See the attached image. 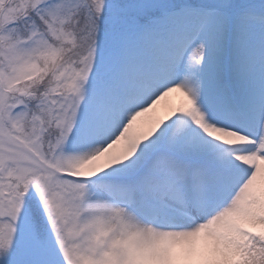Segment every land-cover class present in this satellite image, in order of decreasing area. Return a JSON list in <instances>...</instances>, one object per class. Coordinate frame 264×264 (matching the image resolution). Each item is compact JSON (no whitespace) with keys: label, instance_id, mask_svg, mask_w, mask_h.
Here are the masks:
<instances>
[{"label":"snow or ice","instance_id":"obj_1","mask_svg":"<svg viewBox=\"0 0 264 264\" xmlns=\"http://www.w3.org/2000/svg\"><path fill=\"white\" fill-rule=\"evenodd\" d=\"M0 264H264V0H0Z\"/></svg>","mask_w":264,"mask_h":264},{"label":"bare ground","instance_id":"obj_2","mask_svg":"<svg viewBox=\"0 0 264 264\" xmlns=\"http://www.w3.org/2000/svg\"><path fill=\"white\" fill-rule=\"evenodd\" d=\"M173 100H174V103H178L179 102V96H178V94H174L173 95Z\"/></svg>","mask_w":264,"mask_h":264},{"label":"rangeland","instance_id":"obj_3","mask_svg":"<svg viewBox=\"0 0 264 264\" xmlns=\"http://www.w3.org/2000/svg\"><path fill=\"white\" fill-rule=\"evenodd\" d=\"M173 102H174V100H173Z\"/></svg>","mask_w":264,"mask_h":264}]
</instances>
